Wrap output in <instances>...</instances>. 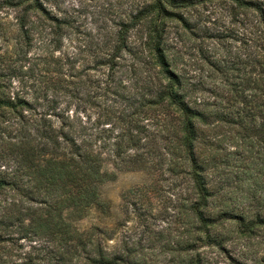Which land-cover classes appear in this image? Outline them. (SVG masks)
Listing matches in <instances>:
<instances>
[{
	"label": "trees",
	"instance_id": "trees-1",
	"mask_svg": "<svg viewBox=\"0 0 264 264\" xmlns=\"http://www.w3.org/2000/svg\"><path fill=\"white\" fill-rule=\"evenodd\" d=\"M206 1L150 0L107 36L101 58L94 54L97 65L108 69L105 93L126 103L117 117L123 134L109 143L114 171L103 157L105 145H97L77 114L80 107L70 113L76 100L98 103L87 92L89 80L66 86L64 102L55 95L42 104L13 90L16 72L5 64L8 47L0 46V196L6 197L0 205V264H207L204 247L232 264H248L230 243L256 232L264 238V0H227L234 16L247 21L245 51L225 60L204 56L213 70L206 78L192 77L166 42L165 25L188 23L180 11ZM9 9L16 11L17 46H31L37 21H50L59 42L69 25L42 0H0V42L7 46L9 27L1 15ZM137 26L141 35L134 40ZM126 56L153 74L129 95L119 92L125 87L115 78ZM108 114L114 118V108ZM151 114L155 131L146 142L142 122ZM144 147L152 159L140 153ZM147 166L185 181L177 198L175 220L183 226L178 237L156 229L168 209L152 207L147 185L123 198L126 217L129 205L136 213L137 226L127 234L117 235L120 222L111 229L75 225L93 208L110 213L100 189L117 171ZM21 241L43 245L24 251Z\"/></svg>",
	"mask_w": 264,
	"mask_h": 264
},
{
	"label": "rangeland",
	"instance_id": "rangeland-1",
	"mask_svg": "<svg viewBox=\"0 0 264 264\" xmlns=\"http://www.w3.org/2000/svg\"><path fill=\"white\" fill-rule=\"evenodd\" d=\"M42 2L55 15L69 22L64 28L60 42L49 27L51 22L42 20L35 24L31 46L29 48L24 46V42L22 47L17 46V40L12 36L16 30V11L9 9L5 11L7 13L1 15L2 21L9 27L8 46L1 42L0 46L3 51L8 47L10 54L5 64L16 72L13 75V90L25 94L28 98L39 97L42 104L46 103L45 96L50 100L55 95L64 102V98L68 96L66 86L70 88L72 82L79 78L88 79L87 92L95 97L98 103L84 104L76 100L70 113L75 112L76 106L80 107L77 114L90 128V135L97 145H105L103 157L108 160L107 167L114 171L110 165L113 152L109 143L123 134V124L118 122L117 117L124 110L126 103L111 92L105 93L108 69L98 66L93 56L96 54L101 58L104 55L102 48L108 41L107 36L116 32L121 22H129L139 9L150 3V0H42ZM233 8L231 1L209 0L180 11L188 23L177 19L167 21L164 32L166 42L175 48L173 51H179L178 54L182 58L179 67L184 68L188 76L206 78L209 71L213 70V67L203 59L204 56L225 60L231 57L230 54L234 56L237 53H244L243 41L249 35V29L242 14L239 17L234 16ZM237 18L241 19V22H238ZM141 28L137 26L131 30V39L139 38ZM14 46L15 49L23 48L22 53H15V49H12ZM126 58L117 70L115 78L125 87L119 92L129 95L139 92L142 82L149 74L151 76L153 74L151 71L149 73V66L144 62L136 61L129 56ZM111 108L115 110L114 118L112 114H108ZM148 116L150 118L142 122L147 130L143 139L146 142L155 131V126L151 122L153 116L152 114ZM140 153H144L149 159L154 156L146 147ZM173 180L168 175L161 176L158 169L150 166L139 170L117 171L113 179L100 189L101 199L110 205V213L104 215L93 208L84 218L76 220L75 225L80 230L89 229L94 225L111 229L120 222L123 225L118 229L117 235L127 234L137 226L136 213L129 205L126 217L123 198L135 187L147 185L146 191L153 201L152 207L159 209L164 206L168 209L163 219L155 221L156 229L164 231L168 237H178L183 232V226L175 220L178 211L176 206L179 204L177 198L185 181ZM235 182L237 184V181ZM238 196L239 201H243L241 194ZM5 198L0 196V205ZM136 230L140 232V229ZM262 240L263 233L256 232L251 237H235L230 246L234 252H243L248 264H264ZM113 242L110 241L111 244ZM20 244L24 251H31L43 245L41 242L28 241H21ZM202 249L205 250L207 264H232L225 254L215 253L210 247ZM236 257L240 258L237 254ZM163 259L161 257V260Z\"/></svg>",
	"mask_w": 264,
	"mask_h": 264
}]
</instances>
